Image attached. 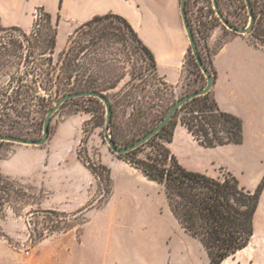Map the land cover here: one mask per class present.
Instances as JSON below:
<instances>
[{"label":"rangeland","instance_id":"obj_1","mask_svg":"<svg viewBox=\"0 0 264 264\" xmlns=\"http://www.w3.org/2000/svg\"><path fill=\"white\" fill-rule=\"evenodd\" d=\"M254 1L263 24H258L256 29L247 34H240L231 30L218 17L212 0H187V14L194 28L198 49L210 70H215V54L228 40L244 38L264 49V0ZM219 3L231 23L238 27L248 26L250 14L245 0H219ZM85 24L68 31L65 28L67 24L62 22L60 15L53 16L39 10L35 26L25 31L30 33L35 28H39L44 34H53L56 31V59L67 50L71 38L74 37L62 71L59 96L78 89L73 86L75 81L72 84L67 81L66 76L70 73L84 84L86 81L93 82L95 88L103 91L115 106L112 129L118 137V145L131 143L140 133L154 127L177 99L206 86L207 77L198 66L191 48L181 78L171 83L165 80L157 68H153L152 58L142 47L139 34L136 36L131 33L121 21L109 17L98 24ZM31 45L20 32L10 26H3L0 20V133L39 139L43 136L48 109L45 111L37 106V111L30 118H18L13 115L11 107L7 106L11 105L8 101H12L16 89L31 85L30 77L26 76V70L33 66L26 60L31 52L38 58L36 65L47 71L44 59H47L49 51L46 45L41 44L36 48ZM19 56L23 58L19 60ZM19 76L23 77L22 82L15 79ZM39 86L38 94L42 96L47 85L44 82ZM214 97V93L210 91L208 99L212 101ZM106 110V105L101 100L78 97L66 102L54 114L50 125V139L45 145L28 146L0 141V167L18 165V168L20 164L14 158L19 153H25L20 149L33 150L25 156L32 163L30 175L10 176L0 171L6 178L0 183V237L13 251L19 253L20 264H59L63 246L68 239L71 238V242H84V227L90 221L91 211L104 208L111 196L109 193L113 184L111 185L109 177L112 175L106 161L115 157L131 164L129 161L133 156H119L111 151L105 137ZM140 110L145 112L144 116L142 112L139 113ZM189 110V107L181 108L176 112L167 132L143 148L137 157L145 158L152 151V145L157 141L166 142L172 132L173 142L175 130L183 125V117ZM194 140L200 144L195 138ZM172 142L169 144L170 149ZM178 148L177 158L189 169L216 177L231 172L240 178L243 186L251 190H255L264 178V151L256 150L250 143L246 144L245 139L241 145L220 147L209 153L215 157L214 160L192 152L182 153L181 147ZM201 148L213 149L203 145ZM39 149L45 151L41 159L42 174L52 167L63 171L74 165V162L84 165L93 173V181L87 193L88 200L84 204H66L65 201L60 203L55 199L51 201L53 195L59 194L63 197L65 188L56 193L47 185L49 183L45 184L43 178L34 176V166L38 158L34 150ZM54 150L61 153L68 151L69 154L62 159ZM25 167L30 169L21 163L20 168ZM258 218L262 219V226L259 227L262 229L258 228L255 220L254 235L250 242L252 247L257 246V250L264 249L262 211Z\"/></svg>","mask_w":264,"mask_h":264},{"label":"crops","instance_id":"obj_2","mask_svg":"<svg viewBox=\"0 0 264 264\" xmlns=\"http://www.w3.org/2000/svg\"><path fill=\"white\" fill-rule=\"evenodd\" d=\"M39 10L53 16L60 15L68 31L91 21L96 15H121L130 21L153 52L158 72L165 80L175 83L181 78L191 46L181 15V0H0L3 26L30 30L35 26ZM213 64L217 72L212 89L214 99L223 110L244 120L245 143L264 151V49L244 38H234L215 54ZM170 146L177 156L178 147H181L182 153L192 152L214 160L215 157L209 153L227 145L203 149L181 125L175 130ZM20 150L25 153H19L14 160L30 168L32 163L25 156L33 150ZM43 151L34 150L38 155L34 176L43 178L56 193L65 188L63 197L53 195L51 201L84 204L88 200L93 173L74 162L63 171L52 167L42 174ZM53 152L62 159L69 154L68 151ZM106 163L112 175L110 199L104 208L91 211L90 221L84 227V242H71L70 238L64 244L59 264L212 262L202 240L186 231L175 216L159 182L149 179L141 169L124 159L112 157ZM20 165L18 168V165L0 167V171L10 176L30 175L31 168L22 169ZM263 197L255 219L258 228L262 226V219L258 218L260 211L264 217ZM19 257V253L0 237V264H20ZM220 264H264V249L257 250V246L250 244Z\"/></svg>","mask_w":264,"mask_h":264},{"label":"trees","instance_id":"obj_3","mask_svg":"<svg viewBox=\"0 0 264 264\" xmlns=\"http://www.w3.org/2000/svg\"><path fill=\"white\" fill-rule=\"evenodd\" d=\"M251 1L256 13L254 30L257 28L258 24L262 26L263 19L259 17L260 14L256 2L254 0ZM109 17H114L121 21L131 33L138 36V33L127 18L114 13L101 16L96 15L91 21L87 22L85 26L101 23ZM39 25L40 24H38V26ZM10 27L20 32L21 35L32 44L31 47L36 48L41 44H45L49 51L47 53V59H44L47 65V71L36 65V59L38 58L33 52L27 56V62L33 64L31 68L26 70V76L30 77L29 82L31 85H28L24 89L20 87L16 89L12 96V101H8L11 105L7 106L11 107L15 117L30 118V116L37 111V106H41L45 111L47 109L49 111L62 96H59V84L65 62L69 56L70 45L73 43L74 37L71 38L67 50L59 59H56V31L53 34H44L40 32L39 28H35L32 32L28 33L20 27ZM78 32L79 30L76 33ZM140 43L146 53L151 56L153 68L156 69L157 60L155 55L141 39ZM22 58L23 56H19L18 59L21 60ZM203 61L205 62L204 59ZM204 64L209 69L206 62ZM18 65H20L19 62ZM210 71L216 79V70ZM15 79H17L18 82H22L23 77L19 76ZM66 79L70 81L69 84L75 81L77 85L75 84L76 86H73L78 88L77 91L79 92L87 90L103 92L95 88L93 82L89 83L86 81L84 84L81 79L72 73L66 76ZM44 82L47 85V87H45L46 92L44 95L40 96L38 94L40 92L39 85ZM0 93L2 94V92ZM209 93L193 98L182 107H189L190 109L183 117L182 124L187 127V130L204 147L215 148L244 143L245 128L242 118L223 110L215 99L212 101L209 100ZM86 98L100 101L94 96H88ZM130 104H132V101H130ZM113 108L115 111L114 104ZM170 109L171 108H169V110ZM141 112L144 116L145 112L140 110L139 113ZM166 114L158 120L156 125L164 119ZM138 115L141 117L140 114ZM172 123L173 119L147 144H143L137 149L119 156H133L129 162L141 169L149 179L155 180L163 186L169 204L184 229L191 233L192 236L202 240L212 259L210 264H220L239 250H243L249 246L255 230V215L259 209L260 199L264 192V178L258 183L255 190H251L243 186L240 182V178L231 172L214 177L205 172L195 171L185 167L180 163L177 155H175L169 147L173 139V132L166 139L168 144L165 141H157L152 145V151L147 153L145 158L137 157V154L142 151L143 148L156 138L163 136ZM113 124L114 121H112L110 127L111 135L113 139L118 142L117 135L113 133ZM152 128L143 131L136 139H133L131 143L126 145L133 144L140 137L146 135ZM5 179L2 173H0V183ZM109 180L112 185L110 177ZM112 191L113 188L111 186L109 194H111Z\"/></svg>","mask_w":264,"mask_h":264},{"label":"water","instance_id":"obj_4","mask_svg":"<svg viewBox=\"0 0 264 264\" xmlns=\"http://www.w3.org/2000/svg\"><path fill=\"white\" fill-rule=\"evenodd\" d=\"M214 9L217 12L218 17L224 22L225 25H227L231 30L234 32L244 34L249 33L253 30L254 24L256 22V13L254 11V7L251 0H245L247 3V8L249 11L250 16V22L248 26L246 27H238L230 22V20L225 16L224 11L222 10L219 0H212ZM181 15L183 19V23L185 25V30L187 32V35L190 39L191 43V50L194 53V56L196 57L197 64L201 68L202 72L207 77V83L204 88L198 91H194L192 93H189L185 96H182L181 98L177 99L169 112H167L166 116L162 121L159 122L158 125H156L154 128H152L146 135H143L140 137L137 141H135L133 144L120 146L118 143L113 139L111 133H110V127L112 123V117H113V105L111 99L106 96L103 92H97L95 90H87L82 92H72L65 94L64 96H61L55 105L52 107V109L49 110L45 125H43V136L39 139H31L28 137H17V136H11V134L6 133H0V141H10L11 143H19V144H26L28 146H41L45 145L47 142H49L50 139V125L52 122V118L54 114L57 112L58 109L63 107V105L68 102L69 100L75 99V98H82V97H88V96H94L95 98L101 100L106 105V127H105V137L109 143V146L111 148V151L118 155H123L126 153H129L141 145L147 144L160 130L165 128L176 112H178L186 103L191 101L193 98H197L199 96H203L208 94L210 91H212L214 85H215V77L212 75V72L207 68V66L204 64L203 58L201 57V54L198 49V44L196 40V36L194 33V28L191 24V21L188 17V10H187V0H181Z\"/></svg>","mask_w":264,"mask_h":264}]
</instances>
